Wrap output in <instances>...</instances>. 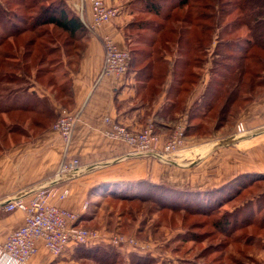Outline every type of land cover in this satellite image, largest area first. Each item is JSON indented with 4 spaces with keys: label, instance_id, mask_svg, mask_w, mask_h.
<instances>
[{
    "label": "trees",
    "instance_id": "trees-1",
    "mask_svg": "<svg viewBox=\"0 0 264 264\" xmlns=\"http://www.w3.org/2000/svg\"><path fill=\"white\" fill-rule=\"evenodd\" d=\"M27 1L0 3V152L11 141L27 136L26 129L52 127L60 109L55 110L47 97H40L31 89L37 85L53 88L56 99L68 98L71 68L79 64L87 47L85 24L63 0L58 7L54 6L57 0ZM208 1L133 0L132 20L125 29L126 49L132 59L128 73H135L142 100L154 101L166 92L170 114L186 111L188 97L203 79L202 67L208 55L212 56L211 78L203 99L188 111L187 135L192 129H205L200 132L206 134L212 125L215 129L231 125L249 105L264 97V0H231L217 11L220 20L215 18L217 12L209 9ZM12 6L22 7L24 12L30 10L29 17L18 15L10 9ZM233 15L235 18L227 21ZM222 24L225 25L219 34L226 39L213 48L216 40L213 34ZM244 31L246 36L242 35ZM243 177L246 175L236 179L237 189L229 183L212 191L224 193L231 189L226 193L228 198L210 199L208 203L199 199L207 192L179 191L165 184L155 190V185L149 182L122 188L113 186L103 190L102 195L133 208L155 200L160 206L159 213L185 209L190 215L208 217L262 180L246 182ZM141 184H145L143 190L138 189ZM258 199H243L223 215L218 226L222 232L223 227H232L225 233L229 241L237 240V244L248 248L254 245L249 238L260 237L241 234L252 226V219L245 217L258 212L259 208L254 209V202L260 207ZM128 213L134 214L131 210ZM230 217L231 224L226 221ZM257 230L264 234V217ZM105 248L77 246L75 254L102 264H118L122 259L119 253ZM133 256L132 264L152 263L141 260L142 256Z\"/></svg>",
    "mask_w": 264,
    "mask_h": 264
},
{
    "label": "crops",
    "instance_id": "crops-1",
    "mask_svg": "<svg viewBox=\"0 0 264 264\" xmlns=\"http://www.w3.org/2000/svg\"><path fill=\"white\" fill-rule=\"evenodd\" d=\"M63 1L80 16L85 26L92 22L90 5H84L82 0ZM102 1L108 6L119 7L120 15L110 23L88 31L87 47L75 71H70L68 98L56 99L53 88L44 89L37 85L31 89L40 97H47L55 110L66 104V109L77 114L72 142L66 145L52 127H35L26 129L27 136H21L17 142L11 141L0 154V244H4L9 235L25 222L23 212H6L5 204L15 196H29L42 186L53 187L58 193L69 188L71 195L67 199L60 200L56 195L52 203L79 213L78 224L82 225L88 218L94 198L113 186L122 188L149 182L169 185L179 191L205 193L219 190L229 183L234 186L241 176L246 175L242 180L264 176V97L239 115L236 122L244 124V134L226 127L215 129L214 125L206 134L200 132L205 129H192L183 151L168 160L131 155L129 146L105 135L108 128L106 118L132 131H141L150 119H154L158 132L166 137L173 131L176 120L188 115L191 107L202 101L209 77L205 76L207 78L194 88L188 97L186 111L174 114L167 109L166 92L161 93L152 105L143 102L137 90L135 73L101 77L105 60L103 38L111 36L119 48H128L125 29L132 20L130 5L133 0ZM80 4L84 7L83 14L75 11V6ZM68 158L80 161L81 173L57 183V171ZM95 189L98 191L93 192ZM86 202L89 208L84 211ZM38 247V253L29 264H69L74 263L73 256H77L75 247L68 248L57 258L47 252L42 242ZM0 264L16 263L0 253Z\"/></svg>",
    "mask_w": 264,
    "mask_h": 264
},
{
    "label": "rangeland",
    "instance_id": "rangeland-1",
    "mask_svg": "<svg viewBox=\"0 0 264 264\" xmlns=\"http://www.w3.org/2000/svg\"><path fill=\"white\" fill-rule=\"evenodd\" d=\"M2 1L3 0H0V3H2ZM230 1L231 0H209L208 6L211 12H217ZM55 2V7L61 5L60 0ZM232 2H236V0H232ZM41 5L42 4H40V7ZM10 9L16 10L18 15L29 17L28 12L30 10L24 12L22 7L15 8V6L10 7ZM37 11L38 10L35 12ZM215 16H217L215 17L216 19H221L218 12L215 13ZM234 18L235 15L229 17L227 21H231ZM224 25L225 24H222V27L218 28L213 34L216 39L213 48H215L219 41L226 39L225 36L219 34V30L221 31ZM87 30L89 31L90 29L87 28ZM242 35L246 36V31H244ZM166 58L171 60L169 56ZM212 68V56L208 55L207 62L202 67L203 78H207L205 76H208L209 79L211 78ZM71 69L75 71L74 66ZM154 101L148 98L143 102L152 105ZM64 108L68 107L64 106ZM236 121L234 120L231 125H226L224 127H226V129L237 130V125L239 123ZM177 122L178 120H176L175 124ZM55 123H53V125ZM259 179L262 180L253 184L240 198L224 205L221 209L216 210V212L208 217L203 215H190L185 209L165 210L159 213L158 208L160 206L155 200L139 208H133L105 198L103 195L96 196L94 202L90 204V210L86 216L88 218H86L80 226L88 230L99 232L103 239L100 245L105 246V249L119 253L122 258L118 264H132L131 260L135 254L142 256L141 260L145 262L152 261L151 264H264V234L258 233L257 230L262 225V219L264 217V176H262V178L250 177L246 180L255 183ZM144 185L145 184H141L138 189L141 188L140 190H143L142 188L145 187ZM234 186L236 189L239 187L237 183H235ZM159 187L160 186L155 185V190H158ZM230 190L231 189L225 190L224 193L213 192L214 194L206 191L207 193L199 196V199H205V202L208 203L210 199L213 201V199L218 200L226 196L228 198L229 194L227 195L226 193H229ZM96 191H98V189L94 192ZM257 198H260L258 199L260 207L256 206L257 204L254 202V209L255 207L256 209L259 208L258 212H254L251 216L248 215L245 217V219H252V223L250 222L252 226L247 227V230L241 234H244L245 237L246 235L254 234L260 237H256L255 240L249 238L251 244L254 245L248 248L241 244H237L235 242L237 240L229 241L225 233L229 230H233L232 227L230 225L227 227L222 226L224 230V232H222L218 226V223L223 220V215L228 213L227 211L231 212L233 210L232 208L239 205L243 199ZM129 210L133 211L134 214L130 215L128 213ZM236 219L237 218H235V220ZM226 221L231 224L232 218H226ZM222 222L224 223V221ZM238 235L239 232L236 236ZM118 236L135 239L140 247L124 244L113 245L112 239ZM73 257L74 263L69 264H102L90 257H78L75 255Z\"/></svg>",
    "mask_w": 264,
    "mask_h": 264
},
{
    "label": "built area",
    "instance_id": "built-area-1",
    "mask_svg": "<svg viewBox=\"0 0 264 264\" xmlns=\"http://www.w3.org/2000/svg\"><path fill=\"white\" fill-rule=\"evenodd\" d=\"M92 10V22L86 27L90 30L97 29L104 24L116 19L121 12L119 7L108 6L102 0H82ZM83 4L76 5L75 11L83 14ZM105 45V60L101 77H121L128 73L131 67V54L127 49L117 46L111 36L103 38ZM78 120L77 114L62 107L59 118L53 125L63 142L69 145L72 142L74 127ZM107 129L105 135L110 139L120 141L131 148V155L140 157H159L171 159L178 156L186 147L188 115L178 120L173 131L163 137L157 130L155 120L150 119L141 131H132L128 127L106 118ZM246 128L243 123L237 125V133L244 134ZM81 163L76 158L65 159L57 171L56 182L72 179L80 175ZM58 195L60 200L71 195L69 188L57 192L53 187L42 186L32 191L29 196H15L4 206L6 212L20 211L25 215L24 225L11 233L4 244H0V253L5 254L16 264H29L30 260L38 253L39 242H42L47 252L57 258L68 248L84 246L93 247L100 245L102 239L97 231L88 230L78 224L80 214L58 207L52 199ZM89 204L86 202L83 210ZM113 245H128L140 247L132 238L118 236L112 239Z\"/></svg>",
    "mask_w": 264,
    "mask_h": 264
}]
</instances>
